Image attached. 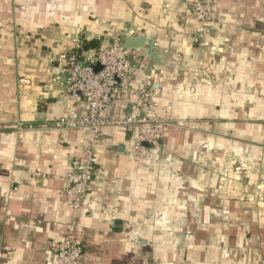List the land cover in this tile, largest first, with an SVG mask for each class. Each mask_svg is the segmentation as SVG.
<instances>
[{
  "label": "crops",
  "instance_id": "crops-1",
  "mask_svg": "<svg viewBox=\"0 0 264 264\" xmlns=\"http://www.w3.org/2000/svg\"><path fill=\"white\" fill-rule=\"evenodd\" d=\"M209 1L204 28L182 0H0V264H46L69 234L87 264H264V0ZM116 35L152 40L132 81L178 122L143 157L132 127L52 126L77 115L67 58ZM91 142L98 171L74 209L66 175Z\"/></svg>",
  "mask_w": 264,
  "mask_h": 264
},
{
  "label": "built area",
  "instance_id": "built-area-1",
  "mask_svg": "<svg viewBox=\"0 0 264 264\" xmlns=\"http://www.w3.org/2000/svg\"><path fill=\"white\" fill-rule=\"evenodd\" d=\"M188 3L190 16L204 28L211 26L216 15L209 0H182ZM133 57V49L125 45L121 35H116L107 45L96 50L88 61L69 57L64 66V95L75 102L76 116H62L53 122L56 128L90 130L97 137L109 127H132L136 130L133 155L148 154L146 143L159 146L166 126L178 124L158 113L159 103L150 87H135L133 75L141 70ZM99 65L100 69L95 67ZM135 94L137 99L130 103L122 117L114 116V104L126 95ZM98 157L91 142L86 157L74 159L66 175L64 196L71 208L79 209L89 185L98 171ZM53 253L46 264H87L83 241L67 235L55 242Z\"/></svg>",
  "mask_w": 264,
  "mask_h": 264
},
{
  "label": "water",
  "instance_id": "water-1",
  "mask_svg": "<svg viewBox=\"0 0 264 264\" xmlns=\"http://www.w3.org/2000/svg\"><path fill=\"white\" fill-rule=\"evenodd\" d=\"M145 43H148L149 44V53L151 54L152 53V45H153V42L152 40L150 39H147L146 37L144 36H127L126 37V42H125V45L130 48V49H133V48H137V47H142L144 46ZM96 70H99L100 69V66L97 65L95 67Z\"/></svg>",
  "mask_w": 264,
  "mask_h": 264
},
{
  "label": "trees",
  "instance_id": "trees-1",
  "mask_svg": "<svg viewBox=\"0 0 264 264\" xmlns=\"http://www.w3.org/2000/svg\"><path fill=\"white\" fill-rule=\"evenodd\" d=\"M104 46V45H103ZM103 46H101V47H103ZM92 47H94V43H86V45H84L83 47H81L82 49H89V48H92ZM96 47V46H95ZM97 47H99V48H101L100 46H97ZM81 48L78 50V51H81ZM98 48V49H99Z\"/></svg>",
  "mask_w": 264,
  "mask_h": 264
}]
</instances>
